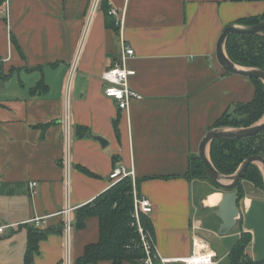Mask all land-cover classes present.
<instances>
[{
  "label": "crops",
  "instance_id": "obj_1",
  "mask_svg": "<svg viewBox=\"0 0 264 264\" xmlns=\"http://www.w3.org/2000/svg\"><path fill=\"white\" fill-rule=\"evenodd\" d=\"M107 3L124 14L119 33L108 28L100 0H5L0 6V224L10 226L0 235V264H26L35 219L51 231L32 264L82 256L99 241V220L66 235V219L72 223L78 208L114 184L116 167L134 171L139 194L151 201L156 248L167 264H184L177 259L193 254L195 235L216 253L215 264H230L240 231L218 235V206L206 200L219 191L185 175L215 121L255 96L249 78L219 64L217 45L227 26L264 15V0ZM123 42L135 51L126 65L135 71L130 88L141 95L128 111L105 96L103 80L120 60ZM78 126L93 137L80 138ZM231 238H237L233 245Z\"/></svg>",
  "mask_w": 264,
  "mask_h": 264
},
{
  "label": "trees",
  "instance_id": "obj_2",
  "mask_svg": "<svg viewBox=\"0 0 264 264\" xmlns=\"http://www.w3.org/2000/svg\"><path fill=\"white\" fill-rule=\"evenodd\" d=\"M4 1L0 0V6ZM99 7L106 14L108 28L119 33L120 27L115 17L110 14L111 8L107 0H100ZM262 21H264V15L243 18L234 24L254 26ZM226 51L230 60L235 64L264 71V32L254 35L233 34L226 42ZM250 80L255 87L253 100L248 103L234 105L232 111H228L218 118L209 131L215 128H248L264 117V83L256 78ZM37 89H41V85ZM115 129L116 133L119 134L116 123ZM77 132L80 138L93 137L90 130L83 126H78ZM250 156H261L264 158V130L255 136L244 139H216L210 146V158L213 165L225 175L234 174ZM82 170L88 175L94 176L86 169ZM185 177L190 180L201 179L212 182L206 172L205 165L198 155L190 157ZM244 182L264 192V176L259 165H250L243 182L238 185L236 189L239 197L238 205L241 202L244 203L247 197V191L243 185ZM135 184L138 191L139 181L136 180ZM214 185L218 190L223 191L216 184ZM133 191V180L131 177H126L113 184L92 202L76 210L75 218L72 220V227L74 229H83L90 218L96 217L99 220L100 237L97 243L87 245L84 254L71 261V264H99L102 261H109L112 264H124L125 262L145 264L147 254L144 249L142 235L139 232L138 222L134 217ZM239 222L242 224L243 221L240 220ZM139 223L144 232H149L155 241L154 226L150 216L141 213ZM240 227V238L230 251L229 263L260 264L247 254V249L253 240L252 233L244 231L243 226L240 225ZM50 231L42 230L36 226L29 230L26 264H32L39 242L45 239ZM152 258L154 264H163L155 256V253H152Z\"/></svg>",
  "mask_w": 264,
  "mask_h": 264
},
{
  "label": "water",
  "instance_id": "obj_3",
  "mask_svg": "<svg viewBox=\"0 0 264 264\" xmlns=\"http://www.w3.org/2000/svg\"><path fill=\"white\" fill-rule=\"evenodd\" d=\"M264 32V21L254 26H242L231 24L227 26L219 38L217 45V60L219 64L229 73L247 77L249 79H260L264 83V71L256 68H246L232 62L226 51V42L233 34L254 35ZM264 130V117L256 124L248 128H215L209 131L199 146V158L206 168L210 180L223 191V198L218 206V216L222 219L218 235L228 236L244 216L247 232L252 233V251L257 263L264 264V201L251 199L250 207L242 212L238 205V185L243 182L250 165L260 166L264 176V158L261 156L248 157L232 175L222 174L213 165L210 158L211 143L220 138L244 139L255 136ZM103 146L107 142L102 137H95ZM246 200V199H245ZM244 200V201H245Z\"/></svg>",
  "mask_w": 264,
  "mask_h": 264
},
{
  "label": "built area",
  "instance_id": "obj_4",
  "mask_svg": "<svg viewBox=\"0 0 264 264\" xmlns=\"http://www.w3.org/2000/svg\"><path fill=\"white\" fill-rule=\"evenodd\" d=\"M110 14L117 17L116 21L120 28H122L124 24V14L118 16V11L114 8H111ZM135 51L130 46L126 45L124 42L122 43L121 50V58L118 62H116L112 67H110L103 75V80L108 83V86L105 88V96L108 98L115 99L119 103V107L122 110L128 111L130 109L131 101L133 99H140L141 95L136 91H133L129 85V78L135 74V71L129 70L127 68V60L134 57ZM1 62V60H0ZM68 154H69V127L66 132V160L65 166L66 169L69 166L68 162ZM131 177L134 184V217L136 218L139 225V232L142 235V241L144 245V249L147 254V258L145 260V264H154L152 253H155V256L160 259L163 264H167L168 260L161 257L159 254L154 238L149 232H144V230L140 227L139 219L140 214L150 215L153 212V206L149 199L143 197L138 194L136 189V178L134 171H127L124 167H116L114 171L111 173L110 178L115 183L120 180ZM30 190L33 195L36 194V189L38 187L37 182H32L29 184ZM69 212V210H67ZM42 219H35L34 223L36 227H40ZM195 228L199 226L196 222ZM10 228L8 225L0 224V235H4L6 231ZM72 230V223L69 217L65 222V233L68 235ZM194 251L190 257L177 259V262H181L184 264H215V258L217 257L216 253L211 249L210 245L207 241L203 240L198 236H194L193 240ZM65 264H71L69 258L65 260Z\"/></svg>",
  "mask_w": 264,
  "mask_h": 264
},
{
  "label": "rangeland",
  "instance_id": "obj_5",
  "mask_svg": "<svg viewBox=\"0 0 264 264\" xmlns=\"http://www.w3.org/2000/svg\"><path fill=\"white\" fill-rule=\"evenodd\" d=\"M246 191H247V197L245 199H258V200H263L264 201V192L257 190L255 187H253L251 184L244 182L243 183ZM218 190V189H217ZM219 192H215V193H220V190H218ZM222 192V191H221ZM214 194V193H213ZM212 195V194H211ZM242 209V212L245 213L247 206L245 205V202H241V204L239 205ZM242 224H240V222L237 224L235 231H240L241 230V226H243V230L246 231L245 228V223H244V216L241 218ZM233 231V232H235ZM247 232V231H246ZM237 238H231V244L233 245L234 242L236 241ZM253 241V240H252ZM215 244V243H212ZM216 246V245H214ZM247 254H249L252 258H255V255L252 251V243L250 244V246L247 249Z\"/></svg>",
  "mask_w": 264,
  "mask_h": 264
},
{
  "label": "bare ground",
  "instance_id": "obj_6",
  "mask_svg": "<svg viewBox=\"0 0 264 264\" xmlns=\"http://www.w3.org/2000/svg\"><path fill=\"white\" fill-rule=\"evenodd\" d=\"M222 198H223V193L221 191L220 193H214L207 197L206 204L209 206L217 207L219 206ZM244 202H245V205L247 206L246 209H248L250 207L251 200L246 199Z\"/></svg>",
  "mask_w": 264,
  "mask_h": 264
}]
</instances>
